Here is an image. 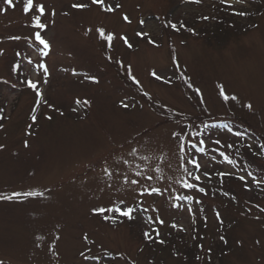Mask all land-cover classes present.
<instances>
[{
  "label": "rangeland",
  "instance_id": "rangeland-1",
  "mask_svg": "<svg viewBox=\"0 0 264 264\" xmlns=\"http://www.w3.org/2000/svg\"><path fill=\"white\" fill-rule=\"evenodd\" d=\"M13 2L0 0V196L43 195L0 199V262L264 264V184L253 183L264 180V0H105L121 5L113 13L71 7L90 0H34L46 8L47 56L34 39L38 13ZM98 28L115 35L111 48ZM220 85L238 102L225 103ZM226 171L235 175L221 180ZM150 187L162 194L141 195ZM120 200L139 209L135 219L92 212ZM153 229L164 244L144 237Z\"/></svg>",
  "mask_w": 264,
  "mask_h": 264
},
{
  "label": "snow or ice",
  "instance_id": "snow-or-ice-1",
  "mask_svg": "<svg viewBox=\"0 0 264 264\" xmlns=\"http://www.w3.org/2000/svg\"><path fill=\"white\" fill-rule=\"evenodd\" d=\"M4 2L11 8H15V4L13 2V0H4ZM192 2L194 3H200L201 0H192ZM237 2H241V0H237ZM221 3L222 4H229L230 5V0H221ZM91 5H100V8L103 12L105 13H113L115 12L118 8L121 7V5L117 2L115 7L112 6V3L109 2V3H105V0H90V3H83V2H78V3H73L71 5V7L73 9H78V10H84V9H88ZM35 9V12L38 13V14H35L32 16V24H33V27L35 29H37L35 32H34V39L35 41L38 42L39 45H42L43 48L41 49L43 55L47 56L49 51H50V48H51V45L49 43V41L44 37L42 36L41 32L46 30L47 29V24L43 23L42 22V17L46 14V8H45V5L43 3H39V4H36L34 2V0H24V3H23V6H22V11L24 13H30L32 12V10ZM4 11H6V9H4ZM65 15H67V13H64ZM236 15H239V16H246L247 13L245 12H236L235 13ZM52 16H55L56 13L55 11L53 10L52 13H51ZM123 19L125 21H129V18L127 15L123 16ZM204 20H207L209 19V17L205 16L203 17ZM172 27L175 28V25H172ZM92 30L91 29H88L87 32L90 33ZM97 32L99 34V36L101 38H103L104 40L107 41V47L108 48H111L112 47V42L113 40L116 38L114 34L112 33H109L107 35H105V30L103 28H98L97 29ZM137 35H147V33H137ZM12 39H19V37H12ZM121 40H123L124 44L128 47V48H132L133 45L131 43H129L128 41V38L126 36H121L120 37ZM149 43H155L154 41H151L149 40ZM2 54V53H0ZM109 60H111V56H108L107 57ZM118 63L120 64L121 67H124L122 61H118ZM178 66V65H177ZM39 67H41L43 69V71L45 73H48V68H47V65L45 64H41L39 65ZM127 72H131V67L128 66L127 69H126ZM152 76H154L157 80H161V79H164V77L160 76V75H157L155 71H153L152 73ZM89 80L93 81V82H96L98 83V80L95 76H90L88 77ZM131 79L133 80L134 83H136L137 85L140 83L135 76H132ZM45 83H47V81L45 80L44 81ZM167 82V81H166ZM28 85L30 88L36 90V94L38 96V101H37V106H39V104L41 102H45L44 101V98H43V94L42 92L39 90L38 88V84L36 82H33L31 80L28 81ZM189 87L191 88L192 85L189 84ZM199 89H196V92L199 93ZM145 95H147V93H145ZM219 95L220 97H222L223 101L225 103L229 102V101H235V102H238V97L235 96V95H229L224 86L223 85H220L219 86ZM77 104H85V105H88L90 104L89 101L87 100H84L83 102H81L79 99L76 101ZM122 106L127 108L129 107V105L127 103H124L123 101L121 102ZM242 107L244 108H247L249 110L252 109L253 105L251 103H246V104H242L241 105ZM76 109H73V111H75ZM0 112H2V110H0ZM63 114V113H61ZM48 119H51L52 117L51 116H48L47 117ZM0 119H3V116L2 114H0ZM31 120L33 122H35L37 120V116L36 115H32L31 117ZM2 127V126H0ZM237 136L241 135L240 133H236ZM173 136L174 137H177L179 136L178 133H173ZM199 143H203V140L199 141ZM215 143L219 144L220 141L217 140ZM27 142H25V147H27ZM178 149L179 151L183 152L184 151V148H185V145L180 142L178 140ZM3 145H0V148H2ZM193 147H195V145H193ZM229 147H231V145H229ZM201 152L204 151L203 148L200 149ZM136 154V150L133 149L132 151V155H135ZM225 159L227 160L228 158L225 157ZM194 164H195V167L197 169L200 168V164L196 161H192ZM124 163H127V161H124ZM228 163L229 164H233L234 161L232 160H228ZM104 171V174L110 179L113 175V173L107 168L105 167L103 169ZM157 171H159V169H157ZM185 172H188V169L185 168ZM142 175V173L140 171H137L136 172V176L140 177ZM205 176H207L208 174L207 173H204ZM218 175L220 176L221 180H223L224 177L226 176H234L235 175V172L234 171H226V172H220L218 173ZM252 174L251 173H248V176H251ZM147 180H152L153 177L151 175L147 176L146 177ZM195 179L196 180H199L200 179V176H195ZM239 179L241 181H245L246 180V177L244 175H241L239 176ZM124 182L127 184V183H131L133 185H139L140 181L139 180H131L129 181L127 176H125L124 178ZM183 183V187L184 188H189V189H192L194 187H196L193 183H189V182H186V181H182ZM253 183L256 184L258 187L261 185V184H264V180H260V179H257L256 177H253ZM109 187H111V185L109 184L108 185ZM245 187L246 188H249V186L247 185V183H245ZM249 190H251L249 188ZM200 192H204V188H200L199 189ZM152 193H156V194H162L161 193V189L160 188H157V187H150V188H145L143 189V191L141 192V195H151ZM43 193H40V192H32V191H28V192H22V193H14L13 196H0V199H8V200H11L13 199L14 197H20V196H23V197H29V196H42ZM224 195H228L227 192L224 193ZM257 207H259L257 205ZM139 209L132 206V205H129L127 204L126 201L124 200H120L118 203H113L109 206H106V207H97V208H93L92 209V212L93 214H100L101 215V218L105 221H110L112 224H118V223H122L123 222V219L126 218L127 220L131 221L133 219L136 218L135 215H133V213H138ZM260 211L264 212V208H261ZM105 213H111V214H115V215H104ZM216 216L217 218L219 219V216L220 214L217 212L216 213ZM258 218V217H257ZM150 223H159L160 225H163L165 222L163 219H157L155 221H152L151 218L149 220ZM184 230V229H182ZM153 231L155 232V235L153 236V234L149 231H145L144 232V237L152 242V241H155V242H159L160 244H164L165 241L163 239H158L160 237V232L156 229H153ZM56 239H59V237L57 236ZM85 240L88 239L87 236L84 237ZM220 239L223 241L225 238L223 236L220 237ZM259 243V242H257ZM199 247L203 248V245H199ZM211 253V249H209V254ZM53 255H58L57 253L54 252L53 250ZM81 256L84 257V259H89V257L85 256V254L83 252H81ZM199 258V257H198ZM0 264H3V262H0Z\"/></svg>",
  "mask_w": 264,
  "mask_h": 264
},
{
  "label": "trees",
  "instance_id": "trees-1",
  "mask_svg": "<svg viewBox=\"0 0 264 264\" xmlns=\"http://www.w3.org/2000/svg\"><path fill=\"white\" fill-rule=\"evenodd\" d=\"M222 33H223V31H222ZM222 33H221V34H222ZM197 236H198V234L196 235V237H197Z\"/></svg>",
  "mask_w": 264,
  "mask_h": 264
}]
</instances>
